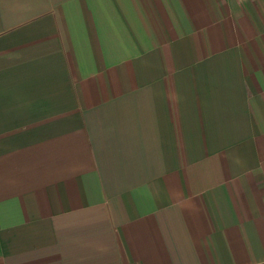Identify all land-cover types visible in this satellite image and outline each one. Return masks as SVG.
Segmentation results:
<instances>
[{"label":"crops","instance_id":"1","mask_svg":"<svg viewBox=\"0 0 264 264\" xmlns=\"http://www.w3.org/2000/svg\"><path fill=\"white\" fill-rule=\"evenodd\" d=\"M0 264H264V0H0Z\"/></svg>","mask_w":264,"mask_h":264},{"label":"built area","instance_id":"2","mask_svg":"<svg viewBox=\"0 0 264 264\" xmlns=\"http://www.w3.org/2000/svg\"><path fill=\"white\" fill-rule=\"evenodd\" d=\"M240 1H245V0H240Z\"/></svg>","mask_w":264,"mask_h":264}]
</instances>
